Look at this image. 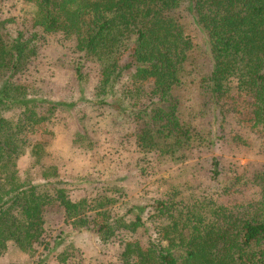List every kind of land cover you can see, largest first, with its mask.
<instances>
[{"label": "trees", "instance_id": "obj_1", "mask_svg": "<svg viewBox=\"0 0 264 264\" xmlns=\"http://www.w3.org/2000/svg\"><path fill=\"white\" fill-rule=\"evenodd\" d=\"M4 24L0 256L11 241L27 252L37 245L51 250L48 213L59 208L73 227L94 231L103 243L118 240V264H264V169L251 179L260 197L234 207L191 193L112 215L109 197L73 201L59 181L51 182L50 193L47 184L22 179L20 156L29 149L39 159L43 152V143L29 137L49 118L38 107L47 103L52 112L75 103L37 98L14 81L38 55L42 39L60 33L75 44L80 81L85 62L100 67L94 103L131 117L143 152L185 162L194 149L214 147L225 127L220 105L242 96L252 99L251 122L264 138V0H37L32 30L13 34ZM190 25L203 34L204 47ZM146 85L149 98L141 103ZM11 110L18 112L6 116ZM209 116L210 126L199 127ZM211 166L215 179L221 174L216 156ZM140 234L147 240L136 238Z\"/></svg>", "mask_w": 264, "mask_h": 264}, {"label": "rangeland", "instance_id": "obj_2", "mask_svg": "<svg viewBox=\"0 0 264 264\" xmlns=\"http://www.w3.org/2000/svg\"><path fill=\"white\" fill-rule=\"evenodd\" d=\"M36 1L0 0V22L4 21L13 34L32 30ZM189 31L197 45L204 47V36L198 28L190 25ZM39 48L38 55L26 70L15 75L14 81L26 84L37 98L75 105L60 106L52 112L47 103L38 107L49 118L29 137L32 143H43V152L39 159L29 149L20 156L18 169L23 180L47 184L50 193L54 192L52 183L59 181L58 186L65 188L73 201L109 197L107 206L112 215L174 195H208L228 207L260 197L261 190L251 179L257 170L264 169V138L252 125L249 96L226 98L220 105L225 127L223 138L214 147L196 148L189 152L188 161H175L143 152L135 142L138 125L133 119L111 105L94 103L100 67L85 62L80 81L75 73L79 54L74 42L54 33L45 36ZM150 90L146 85L141 103L148 100ZM17 112L11 110L6 116ZM198 123L199 127L211 124L212 116ZM213 156L219 159L221 172L215 179ZM48 222L51 250L37 245L34 252H27L11 241L0 256V264L119 263L118 240L103 243L94 231L73 227L65 222L59 208L48 213ZM136 238L145 241L148 237L140 234ZM56 240L61 243L53 247Z\"/></svg>", "mask_w": 264, "mask_h": 264}]
</instances>
